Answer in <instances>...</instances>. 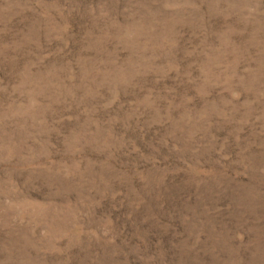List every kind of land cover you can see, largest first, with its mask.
I'll return each mask as SVG.
<instances>
[{
	"label": "rangeland",
	"instance_id": "obj_1",
	"mask_svg": "<svg viewBox=\"0 0 264 264\" xmlns=\"http://www.w3.org/2000/svg\"><path fill=\"white\" fill-rule=\"evenodd\" d=\"M0 264H264V0H0Z\"/></svg>",
	"mask_w": 264,
	"mask_h": 264
}]
</instances>
